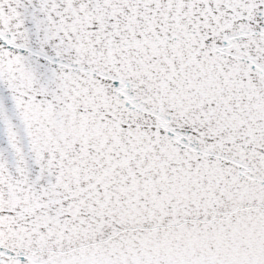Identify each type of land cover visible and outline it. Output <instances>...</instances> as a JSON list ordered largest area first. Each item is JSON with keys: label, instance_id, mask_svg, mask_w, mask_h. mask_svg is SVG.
<instances>
[{"label": "snow or ice", "instance_id": "1", "mask_svg": "<svg viewBox=\"0 0 264 264\" xmlns=\"http://www.w3.org/2000/svg\"><path fill=\"white\" fill-rule=\"evenodd\" d=\"M0 264H264V0H0Z\"/></svg>", "mask_w": 264, "mask_h": 264}]
</instances>
